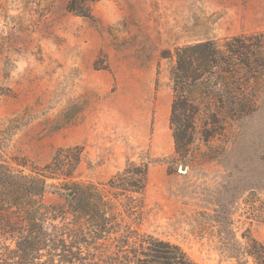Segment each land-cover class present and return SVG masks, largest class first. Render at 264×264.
<instances>
[{
	"label": "rangeland",
	"instance_id": "rangeland-1",
	"mask_svg": "<svg viewBox=\"0 0 264 264\" xmlns=\"http://www.w3.org/2000/svg\"><path fill=\"white\" fill-rule=\"evenodd\" d=\"M66 7L0 0L3 159L13 169L25 161L27 173L79 147L72 181L84 186L148 163L139 234L197 264H253L242 235L264 246L249 205L264 199V105L239 123L221 116L208 142L198 132L188 162H173L169 116L175 49L264 31V0H100L89 18ZM197 121L210 123L205 111ZM52 192L44 203L62 205Z\"/></svg>",
	"mask_w": 264,
	"mask_h": 264
},
{
	"label": "trees",
	"instance_id": "trees-1",
	"mask_svg": "<svg viewBox=\"0 0 264 264\" xmlns=\"http://www.w3.org/2000/svg\"><path fill=\"white\" fill-rule=\"evenodd\" d=\"M99 1L67 0L66 8L89 18ZM171 81L169 124L179 157L173 162H188L198 132L208 142L221 129V116L239 123L261 111L264 31L220 45L204 41L176 48ZM202 111L210 123L198 124ZM80 154L79 147L58 149L51 162L27 173L25 161H15L23 169H13L0 154V264H197L179 246L134 227L148 163L127 162L107 183L84 186L72 181ZM50 189L64 193L62 205L44 203ZM249 205L253 218L264 223V199L256 196ZM242 239L246 257L264 264V246L249 234Z\"/></svg>",
	"mask_w": 264,
	"mask_h": 264
},
{
	"label": "water",
	"instance_id": "water-1",
	"mask_svg": "<svg viewBox=\"0 0 264 264\" xmlns=\"http://www.w3.org/2000/svg\"><path fill=\"white\" fill-rule=\"evenodd\" d=\"M185 169H186L185 167H181V171H185ZM70 195H71V194H70Z\"/></svg>",
	"mask_w": 264,
	"mask_h": 264
}]
</instances>
